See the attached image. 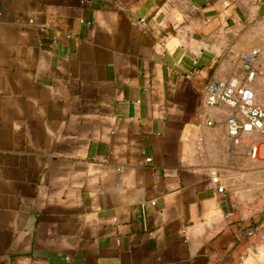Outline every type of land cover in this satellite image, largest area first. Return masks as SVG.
I'll return each mask as SVG.
<instances>
[{
  "label": "crops",
  "instance_id": "1",
  "mask_svg": "<svg viewBox=\"0 0 264 264\" xmlns=\"http://www.w3.org/2000/svg\"><path fill=\"white\" fill-rule=\"evenodd\" d=\"M253 48L264 0H0V264H264L256 134L205 98Z\"/></svg>",
  "mask_w": 264,
  "mask_h": 264
},
{
  "label": "built area",
  "instance_id": "2",
  "mask_svg": "<svg viewBox=\"0 0 264 264\" xmlns=\"http://www.w3.org/2000/svg\"><path fill=\"white\" fill-rule=\"evenodd\" d=\"M259 54L258 48L244 54L242 79L234 76L210 80L205 85V98L208 104L226 103L231 107L232 113L227 119L228 132L236 143L241 141L244 134L255 133L264 139V101L258 100L254 89L248 85L259 73L260 69L256 64ZM259 153L258 143L252 140L251 156L257 157ZM147 161L151 162L152 158L148 157ZM213 181L218 185L219 191L225 189L219 174L214 175ZM247 235L264 241V222L250 227Z\"/></svg>",
  "mask_w": 264,
  "mask_h": 264
},
{
  "label": "rangeland",
  "instance_id": "3",
  "mask_svg": "<svg viewBox=\"0 0 264 264\" xmlns=\"http://www.w3.org/2000/svg\"><path fill=\"white\" fill-rule=\"evenodd\" d=\"M256 64L260 69L258 74L264 75V55L262 53L257 58ZM252 140L257 142L259 147H260V153L257 157L249 156L250 160L252 161V165L250 166V169L252 170L251 173L257 174L260 171H256V169L264 168V139H262L260 136L256 135ZM255 198L256 197H252V199L250 201L253 208H264V200L262 201V203L260 205L261 201L259 200V198H256L257 200H255V203H254Z\"/></svg>",
  "mask_w": 264,
  "mask_h": 264
}]
</instances>
